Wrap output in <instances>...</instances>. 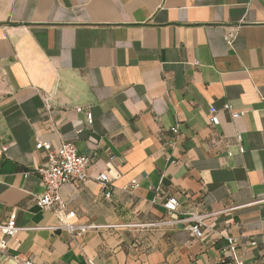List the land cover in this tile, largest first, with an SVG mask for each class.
I'll return each mask as SVG.
<instances>
[{
  "label": "crops",
  "instance_id": "1",
  "mask_svg": "<svg viewBox=\"0 0 264 264\" xmlns=\"http://www.w3.org/2000/svg\"><path fill=\"white\" fill-rule=\"evenodd\" d=\"M68 142L93 159L91 178L41 209L36 145ZM168 197L176 218L208 215L202 238L154 226ZM65 213L99 228L50 230ZM11 221L30 230H0V252L36 264H264V0H0V225Z\"/></svg>",
  "mask_w": 264,
  "mask_h": 264
},
{
  "label": "built area",
  "instance_id": "2",
  "mask_svg": "<svg viewBox=\"0 0 264 264\" xmlns=\"http://www.w3.org/2000/svg\"><path fill=\"white\" fill-rule=\"evenodd\" d=\"M224 110L231 112L233 119L240 117L239 113L235 112L233 107L229 104L224 105ZM77 111L82 112L83 110L78 109ZM87 122L88 124L93 123V115L91 113H87ZM210 123L216 125L218 123L217 118L212 117ZM172 131L175 132L176 128H173ZM237 139L240 141L241 137L238 136ZM36 149L46 153V162L36 170V173L42 179L45 187L44 194L37 198L36 203L41 209L51 210L62 205V187L68 184H82L91 178L89 175V168L93 164V159L79 154L76 146L70 142L64 143L58 148H53L50 143H38ZM93 179L99 184L105 197L111 198L112 182L108 175L101 173ZM129 188L136 190L139 188V184L136 181H131ZM163 207L167 212V217L160 223L154 224V226L175 228L184 225L190 232L192 238L200 239L203 237L204 228L206 227L205 221L208 218V215L191 212L188 214L187 218H176L175 216L178 213L179 203L177 199L173 197L165 199ZM59 212L64 214V211L61 209ZM71 216L72 214L65 213V221L59 226L51 227L49 229L52 231L63 230L68 232L72 237H76L87 233L89 230L99 228L96 226L73 225L69 222ZM0 230L5 235L11 238H16L20 231H27L30 229L19 228L15 221H11L7 225H0ZM228 242L231 245L233 244L232 239H228ZM232 249L235 250L234 247ZM0 254L6 255V257L11 258L17 264H36L32 260H22L18 256L7 255L4 251H1Z\"/></svg>",
  "mask_w": 264,
  "mask_h": 264
}]
</instances>
